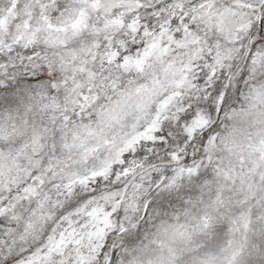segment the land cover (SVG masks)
<instances>
[{"label":"snow or ice","instance_id":"obj_1","mask_svg":"<svg viewBox=\"0 0 264 264\" xmlns=\"http://www.w3.org/2000/svg\"><path fill=\"white\" fill-rule=\"evenodd\" d=\"M0 264H264V0H0Z\"/></svg>","mask_w":264,"mask_h":264}]
</instances>
